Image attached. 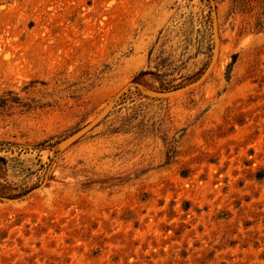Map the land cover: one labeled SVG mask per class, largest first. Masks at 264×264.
<instances>
[{"label":"rangeland","instance_id":"obj_1","mask_svg":"<svg viewBox=\"0 0 264 264\" xmlns=\"http://www.w3.org/2000/svg\"><path fill=\"white\" fill-rule=\"evenodd\" d=\"M0 158V264H264V0H0Z\"/></svg>","mask_w":264,"mask_h":264},{"label":"water","instance_id":"obj_2","mask_svg":"<svg viewBox=\"0 0 264 264\" xmlns=\"http://www.w3.org/2000/svg\"><path fill=\"white\" fill-rule=\"evenodd\" d=\"M214 40V52H213V57H212V61L210 66L206 69V71L202 74V76L200 77V79L197 81V83H200L210 72V70L212 69L216 58H217V38L216 36L213 37ZM108 111L105 110L102 113H100L90 124H88L87 126H85L84 128H82L79 132H77L74 136V140L80 138L81 136H83L84 134H86L88 131H90L92 128H94L106 115H107Z\"/></svg>","mask_w":264,"mask_h":264},{"label":"trees","instance_id":"obj_3","mask_svg":"<svg viewBox=\"0 0 264 264\" xmlns=\"http://www.w3.org/2000/svg\"><path fill=\"white\" fill-rule=\"evenodd\" d=\"M5 160L3 158H0V164H4ZM31 190L28 189H20V190H5L0 188V199H19L28 194V192Z\"/></svg>","mask_w":264,"mask_h":264}]
</instances>
